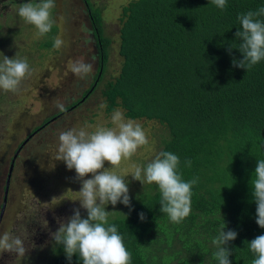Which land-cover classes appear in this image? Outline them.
I'll list each match as a JSON object with an SVG mask.
<instances>
[{
    "label": "trees",
    "instance_id": "16d2710c",
    "mask_svg": "<svg viewBox=\"0 0 264 264\" xmlns=\"http://www.w3.org/2000/svg\"><path fill=\"white\" fill-rule=\"evenodd\" d=\"M83 1L94 41L92 82L80 98L46 118L33 134L64 121L99 90L108 113L122 109L128 119L155 122L162 131L158 153L176 154L182 179L198 178V183L192 187L190 215L180 223L160 212L156 184L131 195V208L122 203L106 208L109 224L117 226L130 253V264H218L212 239L224 223L225 231L238 233L228 244L231 264H252L256 256L245 241L264 235L255 220L257 206L250 187L257 162L264 159V60L246 71L233 67V57L242 59L239 50L230 55L227 49L239 43L234 41L238 16L264 7V0H226L224 9L210 0L130 1L119 19L122 65L111 77L107 69L113 41L104 9L92 0ZM56 33L53 25L41 47L53 49ZM20 154L11 175L14 157L6 166L0 200V208L7 201L3 219L23 170L17 169ZM141 212L146 216L143 222ZM51 248V260L45 264H69L61 245L52 242ZM71 264H80L78 256Z\"/></svg>",
    "mask_w": 264,
    "mask_h": 264
},
{
    "label": "rangeland",
    "instance_id": "374dc122",
    "mask_svg": "<svg viewBox=\"0 0 264 264\" xmlns=\"http://www.w3.org/2000/svg\"><path fill=\"white\" fill-rule=\"evenodd\" d=\"M31 1L25 0L24 3ZM130 1L133 0H92L104 9L103 16L107 18L105 27L113 41L107 77L119 74L121 69L119 19L122 8ZM22 4L15 3V0H0V63L4 55L14 58L17 54V58L27 60L30 71L16 91L0 89V199L8 170L6 166L17 154L20 145L46 118L61 109L58 104L64 108L82 96L92 82L96 65L92 59L95 51L93 36L89 32L91 23L83 0H58L55 11L50 10V19L57 28L54 41L57 37L63 41L59 49L54 47L50 50L41 47L47 37L40 35L34 25L18 15ZM78 60L93 66L92 72L84 78L71 71ZM101 103L105 100L99 90L75 113H69L64 121L54 122L44 131L33 134L25 145L17 162L18 171L20 167L23 170L19 180L18 176L15 179L16 191L10 198L14 206L8 209L0 233L7 231L19 236L29 251L24 256L0 252V264H45L51 260V232L59 228L58 217L67 218L73 215L74 208L80 207L77 199L82 187L75 179V170H68L64 162L56 159L59 132L82 127L90 132L98 126L114 127L111 124L113 113L99 108ZM119 110L128 120L124 111ZM134 121L142 126L148 143L138 148L130 159L123 160L119 168L112 169L128 183L130 196L150 185L134 180L132 170L134 165L146 167L159 154L162 132L155 122ZM109 167L111 165L105 162V168ZM86 178H91V174ZM11 213L14 215L12 224ZM81 213L87 216L85 209L81 208Z\"/></svg>",
    "mask_w": 264,
    "mask_h": 264
},
{
    "label": "clouds",
    "instance_id": "9594fccd",
    "mask_svg": "<svg viewBox=\"0 0 264 264\" xmlns=\"http://www.w3.org/2000/svg\"><path fill=\"white\" fill-rule=\"evenodd\" d=\"M220 9L226 7V0H210ZM55 7L54 0H41L40 3H24L18 10V15L27 23L34 25L40 35L47 34L53 26L50 10ZM264 7L249 10L238 16V27L234 41L238 45L228 47L231 55L233 49H238L242 59L233 57V67L251 70L253 66L264 60ZM63 41L57 37L53 47L59 49ZM92 64L82 60L76 61L71 71L84 78L92 72ZM30 75L26 59L9 58L4 55L0 63V89L16 91L22 80ZM63 110V105L58 104ZM101 103L99 108H106ZM114 127L98 126L94 131L86 128H72L59 132L56 159L66 164L68 170H75V179L82 185L79 193L80 207L73 209V215L67 218H57L59 228L51 232L52 242L61 245L69 264L74 255L78 256L80 264H130L131 256L125 247L122 236L115 224H109L106 210L109 204L115 206L122 203L131 208L129 186L125 179L116 174L113 168H119L123 160L130 159L140 148L148 143L142 126L134 120H125L123 113L117 109L111 117ZM105 162L111 167L105 168ZM191 167V161H185ZM180 159L172 152L162 151L146 167L133 166L132 178L143 185H158L161 193L160 212L167 214L174 223L182 222L191 212L192 187L198 183V178L184 181L178 173ZM91 174V178H86ZM252 200L256 204L255 220L264 229V159L257 162L250 180ZM81 208L87 216H82ZM2 216V215H1ZM140 220H146L143 212ZM2 219V217H1ZM226 224L219 234L212 239L216 247L213 253L218 264H231L229 257L232 250L228 247L238 233L235 230L225 231ZM245 244L255 254L252 264H264V235H259ZM24 242L19 236L7 231L0 233V252L15 253L24 256L28 253Z\"/></svg>",
    "mask_w": 264,
    "mask_h": 264
},
{
    "label": "water",
    "instance_id": "95a60500",
    "mask_svg": "<svg viewBox=\"0 0 264 264\" xmlns=\"http://www.w3.org/2000/svg\"><path fill=\"white\" fill-rule=\"evenodd\" d=\"M30 139V138H29ZM29 139L26 140V142L19 148L17 154L14 156L13 158V162H12V165H11V169H10V175L12 174L13 172V168H14V164H15V161L18 157V155L20 154L22 148L24 147V145L29 141ZM7 193H8V189H7ZM7 193H6V197H7ZM6 206V199H5V202H4V207ZM2 217V216H1ZM0 221H1V218H0Z\"/></svg>",
    "mask_w": 264,
    "mask_h": 264
},
{
    "label": "flooded vegetation",
    "instance_id": "af4514ba",
    "mask_svg": "<svg viewBox=\"0 0 264 264\" xmlns=\"http://www.w3.org/2000/svg\"><path fill=\"white\" fill-rule=\"evenodd\" d=\"M29 139V138H28ZM28 143V142H27ZM23 144H21V146H22ZM25 146V145H24ZM19 149V148H18ZM24 150V148L21 150V152ZM20 152V153H21ZM5 197H6V194H5ZM1 200V199H0ZM6 206H7V201H6ZM6 206L4 207L3 206V208H0V212H1V214H0V218H1V215L3 216L2 217V219L4 218V214H5V209H6ZM11 206H14L13 204H11L10 203V208H11ZM9 210H11V209H9ZM11 215V214H10ZM2 219H1V221H0V227H1V224H2ZM11 219V218H10Z\"/></svg>",
    "mask_w": 264,
    "mask_h": 264
}]
</instances>
